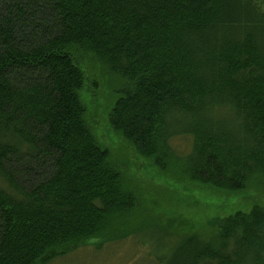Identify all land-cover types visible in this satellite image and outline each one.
I'll list each match as a JSON object with an SVG mask.
<instances>
[{"label": "trees", "instance_id": "16d2710c", "mask_svg": "<svg viewBox=\"0 0 264 264\" xmlns=\"http://www.w3.org/2000/svg\"><path fill=\"white\" fill-rule=\"evenodd\" d=\"M102 72L122 81L105 118L158 177L217 192L207 207H251L202 236L147 216L89 122ZM260 180L264 0H0V264L127 239L155 264H264Z\"/></svg>", "mask_w": 264, "mask_h": 264}, {"label": "rangeland", "instance_id": "374dc122", "mask_svg": "<svg viewBox=\"0 0 264 264\" xmlns=\"http://www.w3.org/2000/svg\"><path fill=\"white\" fill-rule=\"evenodd\" d=\"M87 91H85V99L89 104V122L94 125V131L98 139L110 149L113 157L119 163H122V168L127 172L128 176L132 178L136 174L139 180L135 183L139 189L141 201L146 210H150L147 216L158 214L157 220L160 225L171 226L173 233L184 232L207 235L213 231L214 223L210 222L212 218L221 216L223 213L231 208L244 207L249 209L250 202H235L234 204L225 205L223 208L217 204H210L204 197L213 198L218 202L219 197L217 192L189 185L182 184L185 188L191 189L188 191L182 186L167 183L163 177H158L155 169H152L145 159H143L136 151L126 145L127 143L121 139L113 131L110 122L105 118L109 114L111 108L115 104L117 98L120 96L122 81L119 76L111 73H100L99 84L95 85L88 81ZM97 107V113L91 115V107ZM90 122V123H91ZM179 138V137H178ZM175 147L181 154L188 151L187 138L180 137L176 140ZM135 183L133 185H135ZM179 183V182H177ZM253 188L254 194L264 195V180L258 181V184ZM257 190V191H256ZM256 191V192H255ZM138 193V194H139ZM216 195L215 197H213ZM196 198V199H195ZM227 198V197H225ZM158 200V203H155ZM190 201V202H189ZM207 204H205V203ZM154 203V205L152 204ZM156 207V208H155ZM157 209L154 212L153 209ZM140 216H144L141 214ZM145 217V216H144ZM211 224L212 226H210ZM155 232H144L140 238L142 241L149 243L154 241ZM183 234V233H178ZM178 238L177 234L169 238L167 245H171ZM133 239H127L118 243H107L101 249H97L94 244L79 248L70 252L67 255L60 256L52 260L48 264H155L147 255H144V249L139 248L140 244L136 245ZM140 243H142L140 241ZM142 247V246H141ZM150 248V246H145Z\"/></svg>", "mask_w": 264, "mask_h": 264}]
</instances>
